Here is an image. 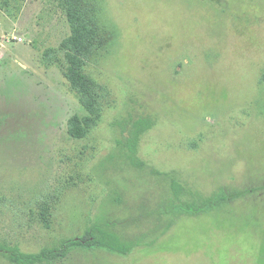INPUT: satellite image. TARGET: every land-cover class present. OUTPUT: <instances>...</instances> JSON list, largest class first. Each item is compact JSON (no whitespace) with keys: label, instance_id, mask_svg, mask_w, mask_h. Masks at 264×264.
I'll list each match as a JSON object with an SVG mask.
<instances>
[{"label":"rangeland","instance_id":"374dc122","mask_svg":"<svg viewBox=\"0 0 264 264\" xmlns=\"http://www.w3.org/2000/svg\"><path fill=\"white\" fill-rule=\"evenodd\" d=\"M76 1L99 104L78 140L68 121L87 112L65 77V5L0 0V243L38 253L108 223L126 240L158 239L126 255L75 247L54 264H264V0ZM142 118L140 170L119 142ZM152 170L234 199L165 216L161 236L154 213L172 195Z\"/></svg>","mask_w":264,"mask_h":264},{"label":"trees","instance_id":"16d2710c","mask_svg":"<svg viewBox=\"0 0 264 264\" xmlns=\"http://www.w3.org/2000/svg\"><path fill=\"white\" fill-rule=\"evenodd\" d=\"M67 9L68 21L71 34L62 43V50L68 62L66 79L71 89L78 96L80 105L87 112V116L79 118L72 117L68 121L67 134L72 139H82L88 131L94 126L99 112L98 98L94 90L93 83L82 75V67L86 55L89 53L92 40V29L90 22L84 20L80 15V9L76 0H60ZM152 127V121L149 119H138L134 121L131 128L125 132L122 140L119 142L125 149V157L129 164L136 169H144L146 165L140 161L137 156V143L141 134ZM152 174L157 176L169 186L172 200L162 209L154 214L153 232L159 235H165L173 225L172 219H166L165 216L172 217H193L214 211L228 200L234 199L233 195H227L220 190L210 196L203 197L200 194H193L185 189L175 178L167 173L152 170ZM153 214V213H152ZM152 223V222H151ZM158 237L150 242H145L143 238L126 240L122 238L114 229L112 224H96L90 227L85 237L64 240L60 246L53 248H43L38 253H24L16 246H9L0 243V256L10 264H54L63 259L68 251L75 247H101L112 252L126 255L134 248L140 245H152Z\"/></svg>","mask_w":264,"mask_h":264},{"label":"built area","instance_id":"2783aa9c","mask_svg":"<svg viewBox=\"0 0 264 264\" xmlns=\"http://www.w3.org/2000/svg\"><path fill=\"white\" fill-rule=\"evenodd\" d=\"M14 40L21 41V39H20V38H14Z\"/></svg>","mask_w":264,"mask_h":264}]
</instances>
